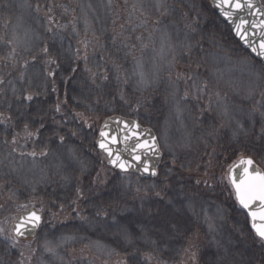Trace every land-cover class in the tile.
Listing matches in <instances>:
<instances>
[{
	"label": "rangeland",
	"instance_id": "374dc122",
	"mask_svg": "<svg viewBox=\"0 0 264 264\" xmlns=\"http://www.w3.org/2000/svg\"><path fill=\"white\" fill-rule=\"evenodd\" d=\"M84 2L60 0L57 18L69 20V24L53 31V18H48L41 0H23L22 5L18 0H0V60L21 65L45 55L44 59L19 68L25 70L22 75L17 74L4 84L2 97L14 110L13 117L24 123L18 125L22 134L36 128L32 130L43 129L40 133L43 135L32 142L33 150L20 147L15 153L11 148H0V167L6 170L0 174V228L4 229L0 235V264H183L184 249L178 239L193 231L190 241L200 244L196 248L200 264H264V243L254 237L251 221L238 208L228 180L231 167L247 157L264 170L262 66L211 35L206 28L209 17L201 0H162L156 9L145 7L139 0H103L104 8L96 11L93 27H85ZM98 21L104 23L97 26ZM147 21L153 22L150 28L144 27ZM18 23L27 27L26 42L18 36ZM140 30L139 34L146 38L137 49L130 51L131 43L118 41L121 35L123 40L131 39ZM166 30L186 39V45L174 50L172 41L171 50L165 48L161 34ZM113 32L118 34L112 36ZM87 38L92 39L89 45L93 48L92 56L89 64H80L81 73L75 80V44L84 46ZM163 60L166 66L154 72L152 84L141 85L146 80L143 76L146 74L140 70L145 61V64L154 62L157 70L164 66ZM211 60H218L223 67L236 68L240 73L237 76L219 69L214 74ZM48 62L52 78L47 75ZM102 66L113 70L115 84L126 83L123 96L136 92L152 97L142 104L150 112L143 125L157 133L167 170L160 173L159 181L116 175L118 187L121 186L116 188L119 193L106 194L105 206L96 207L84 203L92 196L91 183L89 177H81L88 169L76 156L77 144L85 150L94 135L85 128L79 131V126L71 121V113L65 114L66 109L59 107L52 111L50 107L42 111L24 104L25 111H19L18 106L22 97L29 104L31 100L27 97L35 92L41 100L42 93L46 94L40 92L45 82L52 87L54 80L63 85L72 79L66 97L68 110H82V84L88 81L87 70L100 72ZM223 76L234 83L223 82ZM193 80L198 86L206 83L207 87L198 92L192 88ZM98 117H95L97 121ZM104 121L98 127V134ZM199 141L222 148L234 146L215 165L210 176L213 178L210 181L217 184L212 183L211 188L217 198L219 190L231 193L235 205L231 203L233 209L229 212L219 208L218 202L203 192L200 194L197 177L188 178L193 165L188 156L198 153L192 146ZM238 143L243 144L241 149ZM103 165L100 161L91 167L102 170ZM196 166L194 175L204 176L205 172H200L202 166L198 163ZM106 174L103 178L112 177ZM162 188L168 189L163 193ZM186 200L194 207L184 203ZM46 201L53 207L49 209L51 214L66 211L65 225L47 221L36 238L18 240L12 227L19 213L30 209L43 212ZM209 210L215 213V218L208 215ZM221 239L228 244L221 246ZM189 253L192 255L193 250L186 249V262L190 264Z\"/></svg>",
	"mask_w": 264,
	"mask_h": 264
},
{
	"label": "trees",
	"instance_id": "16d2710c",
	"mask_svg": "<svg viewBox=\"0 0 264 264\" xmlns=\"http://www.w3.org/2000/svg\"><path fill=\"white\" fill-rule=\"evenodd\" d=\"M41 1L43 2L44 10L48 12V14H46L48 15V18L49 17L53 18V20L51 21V29L53 31H57L59 26L62 29H64L65 23L67 24L68 22L69 24V20L65 21V20H60L59 18H57L56 13L58 12L59 7H60L58 4L60 0H41ZM201 1L204 4V10L207 16L209 17L206 28L211 33V35H214V37H216L217 39L224 40L230 45L231 48H233V50L237 52L238 51L242 52L245 56L253 59V61L259 63L264 70V64L254 59L247 51H245L241 47V45L238 43V41L232 34L229 26L217 15L215 10L213 9L211 5V1L210 0H201ZM117 24H118L117 21H115L114 23V26H116L115 29H117ZM152 25H153V22L147 21L144 27L147 28L149 26L150 28ZM59 31H61V29H59ZM141 31L142 30L137 32V34H134L133 38L131 39L125 38V40H123L122 38L123 35H121L119 36L118 41H121L124 43L125 42L131 43L129 47L130 51H132L133 49H137L138 44L145 43L146 37L144 38L143 34H139ZM115 34H118V33L113 32L112 36H114ZM133 41H134V44H132ZM91 42H92V39L87 38L84 46L83 45L81 46V44H77V45L75 44V61H74V66H73V72H74L73 75L75 76L74 77L75 80L77 79V76L79 75V73H81L80 68L82 67V65L80 64L82 62L86 64L90 63V57L92 56L91 50L93 49V48H89V45L92 44ZM44 56H45L44 54H41V56L39 57L37 56L33 60H29L28 62H21V65L11 62V61L7 62L6 60H0V81H2L0 82V131L4 132L1 134L2 136L0 137V148L1 149L5 147L11 148L15 153H17L16 150H18V148L20 147H23L24 149L33 150L32 142L34 143V140L36 139V137L38 138L40 135H43V134H40L43 131V129L34 130V131L32 130L36 128L28 129L27 130L28 134H22L19 126L24 125V123L22 122L19 123V121H17V119L14 118L15 112L12 109V107L9 108L7 106L8 104L4 102L2 94L4 91L5 82L10 78H14V76H17V74L22 75V73L25 71V70L19 71V68L23 69L27 63L30 64L32 62L40 60L41 58L44 59ZM47 61H49V58H47ZM43 65L45 66V64ZM45 67L48 70L47 75L50 78H52V73H48L49 69H51L49 62ZM108 67L102 66L101 68L102 71L100 72L98 70H96V72H92V71L90 72L89 70H87L88 74L90 75L85 73L87 75L86 78L88 80L86 81V83L84 82L85 85L82 83H76L78 84V86L82 84L83 86L82 89L84 90L81 95L82 101L84 102L83 107L81 106L83 108L82 110H76V111L68 110L69 101L66 99V97H67V92L69 91V88H71L73 85V83H71L72 79H70V81L68 80L65 81L66 83H64L63 85H60L58 81L54 80L55 83H52L53 85V86L51 85L52 87H50L48 82H45L42 87L44 89L40 92L45 91L46 94L42 93L41 100H39L38 98V93L35 92V93L30 94L32 99L31 101H29V104L25 103L26 100H24L22 97L19 100L20 105L18 106L19 111H25L27 107L22 108L24 104H26V106L27 105L32 106L31 107L32 109L33 108H36L38 110L42 109V111L44 110L47 111V109L50 107L52 111L57 110V108L59 107H60V110H63V111L64 109H66L65 114L71 113V118H73L71 119V121L73 124L76 125V127L79 126L77 127L79 131L80 130L83 131L85 128L86 130L91 132L92 136L94 135L91 140V144L90 145L87 144L86 148L84 147L85 150L81 148L79 149L78 146L80 145L77 144L78 154H76V156L79 155L80 162H82L83 166L86 167V169H88L87 173L82 174L81 177H86V176L89 177L90 179L89 181L91 183L92 196L90 197V199H87L85 201L83 199L86 206L91 205V206L99 207L100 205L101 207H104L106 204V201H105L106 194L110 193V195L115 196L114 194L119 193V191L116 190V188L118 187V183L116 182V175L117 177L130 176V177L137 178L139 181H147V180H143L139 178L138 176L134 174H119L111 170L110 168L107 167L106 163L104 162L103 158L101 157V155L99 154L96 148L98 127L100 123L107 117L111 115L119 114V115L134 118L138 120L141 124H146L147 118L149 119L150 117L149 110L143 109L142 104L145 103V100L150 99L152 97H150V95H139L136 92H133L132 95L123 96V92L127 91L126 83L122 81L121 83H123L122 84L123 86L120 85L119 83L115 84L113 82L114 77L112 76L113 70H110ZM105 76L107 77V79H105ZM71 78H73V76ZM92 88H93V91L90 90ZM36 100L37 101L39 100L40 102H37ZM88 110H92L93 112H89ZM98 115H99L98 117L99 120L97 121L95 117ZM29 133H31V135ZM13 140H15V143H13ZM195 141H197V137L195 138ZM200 142L202 141L195 142L196 144L192 146V150L197 149L195 152L198 151V153L196 154L189 153V156L187 153L186 155V157L188 156L193 160L190 163V165L192 164L193 165H192V170L190 172L191 174L188 176V178L191 180L197 177L199 180V185L197 189L200 192V194L201 192H203L205 196H207L209 199H211L214 202H218L219 208L222 207L223 211L229 212L230 209H233V206L231 203L234 202V200L231 199L232 198L231 193L228 192V194H225L226 193L225 190H219L218 192H221V193L219 194V197L217 198L215 194L212 193L213 191L211 189L213 188L212 183L215 184L216 186L217 184L210 181V180H213V178L210 176H212L211 172H212V169L215 167V165L220 163L223 160L225 154L230 152L229 149H233L234 146L227 145L226 148L225 147L222 148L220 145H210L207 143H205L204 145V143H200ZM237 145H240L239 147L241 149V145L243 144L238 143ZM81 146H84V144H81ZM100 161H101V164L103 162L104 169L101 170L100 168L97 169V168L91 167V165L94 166V164ZM196 163H198L199 166L200 165L202 166V168L200 169V172L202 173L205 172L204 176H202V174L200 175V177H198L197 175H194L195 171L197 170ZM165 169L167 170V166L165 165V163H163L160 169V173H162ZM5 171L6 170L0 167V174L5 173ZM79 174L80 173H78V175ZM104 174H106L107 176L108 174H112L111 175L112 177L107 180L106 176L103 178ZM101 176L103 178L102 180H100ZM159 179L160 177L157 180H153V181H159ZM116 183H117V186H114ZM218 188L220 187L218 186ZM162 189H163L162 192L163 191L165 192L167 191L168 188L166 189L162 188ZM223 194L228 198L223 197ZM43 205H44L43 213L46 216L45 223L47 221H50V222H54L57 224L60 223L61 225H65L66 219L68 217V214L65 213L66 211H63L60 214H51V211L49 209L53 208L52 205L51 204L47 205V201ZM76 205H79V202H77ZM238 208L247 215V213L239 205H238ZM75 209L76 207L73 208V210ZM45 223L43 224V226L45 225ZM193 232H190L187 235L186 234L181 235L180 238L178 239V243L180 244V247H183L184 249L183 253H184L185 258H184V262L182 261L183 264L188 263L186 262V249L188 252L193 250L192 255L189 253L191 256L189 257V259L192 261L190 264H200L201 257L197 255L198 252L196 250V248L200 246V244L196 242H192V240L190 241V239L194 237ZM251 234H252V230H251ZM253 235L255 238H257V236L255 235V232ZM148 264H152V262H149Z\"/></svg>",
	"mask_w": 264,
	"mask_h": 264
},
{
	"label": "snow or ice",
	"instance_id": "6c2138e0",
	"mask_svg": "<svg viewBox=\"0 0 264 264\" xmlns=\"http://www.w3.org/2000/svg\"><path fill=\"white\" fill-rule=\"evenodd\" d=\"M214 3L216 8L220 10L221 14L228 21H232L237 12L244 11L246 9H254L255 14L264 17V5L257 6L253 0H214ZM240 20L241 23L234 25L236 35L244 41L245 44L251 47L253 52H256L257 55L261 57H264V19H261L259 23L253 21L251 24L252 28L259 29V36L261 39L258 47L256 46L255 41L248 38V29L242 28V25H247L248 21L244 20L243 17H241ZM8 43H11V41H8ZM45 51H47V49H45ZM105 79H107L106 76ZM189 79L192 78L189 77ZM206 87V83L203 86H198L193 80L192 88L196 89L198 92H203ZM188 96L189 92L186 91L184 97L187 98ZM27 99L31 100L32 97L28 96ZM57 110H59V108H57ZM262 115H264V113H262ZM122 123L124 124V127L120 130L119 135H110L109 132L104 129L100 131L98 146L107 154L109 163L124 172L131 168H138L142 166V170L145 173L150 172L153 176L157 175L155 167L150 164L148 159H146L149 154L159 155V149L155 138L149 136L147 139L142 140L140 138L141 134L138 131V124L129 125L127 122ZM104 128H108L107 121L105 122ZM29 134L31 135V133ZM13 143H15V140H13ZM117 143H125L126 148L128 143H131V149L129 152L132 157L131 161L123 159L119 150L113 151L110 145ZM31 155L34 156L35 153H31ZM133 161L135 163H133ZM241 163L251 166L253 161L248 159L246 161H241ZM244 172L246 174L248 173V167L244 168ZM231 183L235 189L236 199L240 206L243 209H247L248 214L253 219L252 226L255 230L256 236L261 242H264V174L260 172L259 168H255L254 174H249V178L247 180L241 177L240 181L237 182V179L233 176ZM157 195H160V193H157ZM256 201L261 202L259 205V212L252 211L251 209V205ZM257 216H259V220L261 221L259 225L255 222ZM40 221L41 216L36 211H32L26 216L20 218L19 222L15 224L13 231L16 236H23L25 232H34V230L39 226ZM209 230H212L211 225H209ZM3 233L4 229L0 228V235H3ZM125 239H128V237L125 236ZM13 246H15V241H13Z\"/></svg>",
	"mask_w": 264,
	"mask_h": 264
},
{
	"label": "water",
	"instance_id": "95a60500",
	"mask_svg": "<svg viewBox=\"0 0 264 264\" xmlns=\"http://www.w3.org/2000/svg\"><path fill=\"white\" fill-rule=\"evenodd\" d=\"M253 2L257 5H264L262 3L261 0H253ZM211 4L214 8V10L216 11V13L218 14V16L229 26L231 32L233 33L234 37L236 38V40L239 42V44L242 46V48L246 51H248L252 57H254L255 59H257L258 61H260L261 63L264 64V57H261L259 55H257L256 52L252 51V48L249 47L247 44L244 43V41H242L235 32V28L234 25L241 23L240 18L243 17L244 20L248 21L247 25H242V28H247L248 29V38L252 41H255L256 46H259V41L261 39V37L259 36V29L258 28H252L251 24L253 21H256L257 23H259V21L261 19H264V17H261L257 14H255V10L254 9H246L244 11H239L236 13V15L233 17L232 21H228L224 18V16L221 14L220 10L218 8H216L214 0H211ZM107 121L108 123V128H104L105 122ZM122 122H127L129 125L132 124H138L139 125V133L141 134V139H147L149 136L154 137L156 144L158 146L159 149V155H152L149 154L146 159L149 160L150 164L152 166L155 167L157 175L153 176L149 173H145L142 170V166L138 167V168H131L128 171L124 172L121 171L119 168L113 166L112 164L109 163V158L107 156V154L101 150L98 146V140L100 139V132L97 138V142H96V146H97V150L100 153V155L103 157V159L105 160L107 166L109 168H111L113 171L118 172L120 174H124V173H132V174H136L138 175L140 178L142 179H147V180H155L159 177V169L162 165L163 162V152L161 149V145H160V141L159 138L156 134V132L154 131V129H152L151 127H147L142 125L140 122H138L137 120L130 118V117H126V116H122V115H112L110 117H108L102 124L101 129H104L105 131L109 132L110 135H119L120 134V130L124 127V124ZM147 130V131H146ZM134 142V141H133ZM113 149V151H117L119 150L121 152L122 158L131 161L132 157L129 154L130 149H131V143H128L127 148H126V144L125 143H117V144H112L110 145ZM248 159H251L253 161V164L251 166H247L245 164H242L241 161H246ZM133 163H135L133 161ZM248 167V173L246 174L244 172V168ZM255 168H259L260 172L262 174H264V170L252 159V158H244L242 160H240L239 162H237L230 170V178L232 179V177L234 176L237 179V182L240 181V178L243 177L245 180H247L249 178V174H254V169ZM260 201H256L255 203H253L251 205V209L252 211H257L259 212V205H260ZM248 213V210L245 209ZM32 211H36L40 216H41V221L39 226L34 230V232H25V234L23 236H16L15 232V236L19 239V240H27V239H32L35 238L38 234V231L40 230L44 220H45V215L36 210V209H31L28 210L26 212H22L18 215L17 219L15 220L14 224H13V228L15 226L16 223L19 222L20 218L23 216H26L28 213L32 212ZM250 216V215H249ZM251 221H252V225H253V219L250 216ZM258 225L261 223V221L259 220V216H257V219L255 221Z\"/></svg>",
	"mask_w": 264,
	"mask_h": 264
},
{
	"label": "bare ground",
	"instance_id": "6f19581e",
	"mask_svg": "<svg viewBox=\"0 0 264 264\" xmlns=\"http://www.w3.org/2000/svg\"><path fill=\"white\" fill-rule=\"evenodd\" d=\"M145 7H149L151 9H156L158 8L161 4H162V0H139ZM18 2H20L22 5L23 4V0H18ZM84 7L86 8L87 10V23H86V26L85 27H88V25L90 27H93L95 21H92L93 18L95 17V14H96V11H100V10H103L104 8V2L103 0H85L84 2ZM89 11L91 13H89ZM89 13V14H88ZM92 14V15H91ZM104 23V22H99L96 24L97 26ZM26 26L24 25H19V23L17 24V33H18V36L20 38V40H22L23 42H26L27 38L25 33H26ZM161 37L164 39L162 40V42L164 41V46L165 48L167 49H170L171 50V44H172V41H174L175 43L173 44V48L174 50H178L180 49L181 47L185 46L186 45V39L178 36L174 31H171V30H166L164 31L162 34H161ZM171 42L170 44L168 42ZM154 56L150 57L151 59L155 56H157L158 54H153ZM147 61H145L146 63ZM165 60H163V64H164ZM144 63V67H142L140 70L141 72L143 71L145 75H143L146 80H143L141 81V85L142 83L144 84V86H148V85H151L153 80H152V76L154 75V72L158 71V70H161L162 67H165L166 64H164V66H160V69L158 67L157 70L154 69L153 67V63L152 62H149L148 61V64H145ZM210 64H211V67L213 69V72L214 74H216L215 72L219 71V69H222L225 73L228 72L229 74H235V75H239V70L236 69V68H228V67H223V66H220V63L219 61H214V60H211L210 61ZM216 76V75H215ZM244 77H246L245 74H243ZM221 80L225 83H234V81L228 79V77H221ZM236 82V81H235ZM243 92V91H242ZM180 110V109H179ZM177 115V114H176ZM177 121V118L174 119V122ZM184 203H186L187 205H189L191 208L194 207L190 202H188L187 200L184 201ZM208 215L212 218H215V213L212 211V210H209L208 211ZM219 232V231H217ZM228 243L224 240V239H221V246H226Z\"/></svg>",
	"mask_w": 264,
	"mask_h": 264
}]
</instances>
